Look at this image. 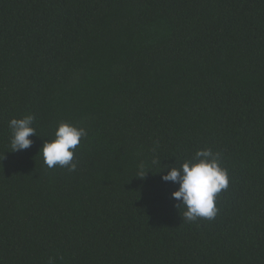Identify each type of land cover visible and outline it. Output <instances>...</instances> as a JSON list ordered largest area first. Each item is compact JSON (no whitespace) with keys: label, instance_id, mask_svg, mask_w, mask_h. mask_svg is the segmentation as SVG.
Returning a JSON list of instances; mask_svg holds the SVG:
<instances>
[{"label":"trees","instance_id":"1","mask_svg":"<svg viewBox=\"0 0 264 264\" xmlns=\"http://www.w3.org/2000/svg\"><path fill=\"white\" fill-rule=\"evenodd\" d=\"M61 122L75 171L38 155ZM207 149L228 187L186 222L161 175ZM50 260L264 264V0H0V264Z\"/></svg>","mask_w":264,"mask_h":264},{"label":"clouds","instance_id":"2","mask_svg":"<svg viewBox=\"0 0 264 264\" xmlns=\"http://www.w3.org/2000/svg\"><path fill=\"white\" fill-rule=\"evenodd\" d=\"M35 117L27 115L21 119L9 121L11 152L30 148L33 141L30 136H37L33 127ZM88 133L83 127H76L67 122H61L55 132L54 139L46 140L38 155L42 158L43 166L52 169L56 166L75 171L74 153L81 142V138ZM220 154L211 149L199 150L191 160H187L179 167H167V174L161 175L163 182L178 184L172 199L178 203L177 209L183 208V220L195 222L198 218L214 219L218 213L215 200L217 195L227 189L229 179L226 169L220 167ZM152 165H161V161L152 160ZM165 171V170H164ZM164 171L160 172L163 173ZM150 170L145 165L138 166V175L144 178ZM52 264V261H49Z\"/></svg>","mask_w":264,"mask_h":264}]
</instances>
